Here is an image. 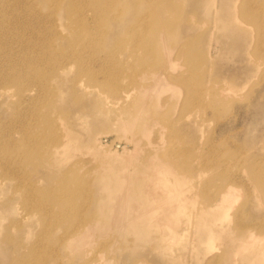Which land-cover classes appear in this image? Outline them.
I'll use <instances>...</instances> for the list:
<instances>
[{"label": "bare ground", "instance_id": "bare-ground-1", "mask_svg": "<svg viewBox=\"0 0 264 264\" xmlns=\"http://www.w3.org/2000/svg\"><path fill=\"white\" fill-rule=\"evenodd\" d=\"M8 1L7 4L5 0L0 2V109H4V113L10 112L8 123L0 118V172L15 180L11 185L20 193L21 197L18 198L24 200L23 203L18 198L14 201L15 205L21 203L20 222H24L28 228L23 240L31 237L34 225L32 219L36 218V223L43 225L30 247L20 242L9 255L19 261L32 259L33 264L38 256L41 262L38 260L35 264H62L61 249L73 251L82 247L73 256L80 259V264H92V261L86 260L89 255L87 247L92 243V235L103 229L101 221L109 223L117 231L115 233L132 234L130 236L137 240L143 239L151 230H159L161 236L158 239L163 241L180 239L183 234L179 229L181 216L185 214L191 200L189 196L186 197L183 188L192 177L188 176L192 170L184 169L182 165L188 164L196 156L189 149L179 151L178 131L173 127V120H170L172 108L166 111L164 108L170 107L172 100H179L189 93L192 95L187 98L189 102L186 104L191 107L205 105L211 91L216 94L213 102H229L233 93L238 92L237 87L231 88L232 84L229 85L225 80L220 86H201L200 82L192 84V78L186 77V71L179 70L182 67L179 61L190 56L194 44L178 42L181 45L177 46L181 32L171 23L177 9L173 0H166V6L158 3L160 0H149L147 15L137 13V8L144 0H48L53 1L55 8L50 13L53 18L48 21L46 29L34 28L41 20H30L23 24V30L18 17L13 18V23L9 22L10 29H6L5 23L11 11H16L18 7L15 0ZM180 1L184 4L186 0ZM199 1V8L202 6L208 15L212 14V9L206 4L210 0ZM33 8L30 9L31 16L37 15ZM263 8L264 3L261 4ZM258 11L260 7L255 9L245 5L239 12L226 16H254ZM194 14L192 12L190 17L195 18ZM191 20L196 23L195 19ZM36 28L39 29L35 32ZM21 31H24L23 35ZM26 31H33L35 35L27 38ZM200 44L203 47V43ZM45 47L46 54L39 50ZM173 47L177 48L176 53ZM152 53L161 55L162 62L150 67L146 65V58ZM122 56L127 59L135 56L133 65L128 66ZM45 64L49 66V72L44 76L38 75L37 67ZM74 65L79 67L81 75L78 74V77L90 75V83L85 84L82 78H76L73 83L85 93L95 94L107 106L116 109V115L110 123L125 129L131 151L129 154L125 150L120 153L117 147L121 145L116 143L115 150L108 148L109 151L103 152L99 150L104 149L102 143L94 140L93 148L98 146L95 153H81L75 164L65 170L64 161L71 159L74 150L86 149L89 141L86 143L83 137L77 136L73 129L75 127L57 111V98L54 100L52 95L57 97L59 92L54 91L51 95L47 88L49 84L67 76ZM93 65H97L96 69ZM190 68L194 75L200 66L191 65ZM28 84L30 86L25 87ZM15 85L17 93H13V88L11 90V86ZM113 96H117L119 101L111 99ZM78 115L79 120L85 118L84 113ZM150 129H157L160 135L166 130L165 137L169 142L166 151L157 150L164 148L163 143L148 151L146 143L136 139L139 131L146 133ZM132 152L144 155L141 164L131 165ZM86 154L92 155V161L97 162L96 167L88 171H84L86 162L82 160ZM82 172L85 177V174L90 177L87 185L71 188L70 178ZM201 172L198 171L202 176ZM2 183L3 179H0V195L8 190ZM95 187L96 191L93 190ZM231 189L232 186L224 189L216 201L204 209L225 207L228 199L233 197L229 194L230 191L232 193ZM221 211L226 217L225 209ZM183 223H189V218ZM214 234L213 228L208 226L204 235L206 241L209 238L208 242H211ZM12 240L7 237L1 243L8 244ZM51 243L52 246L49 245ZM5 252L0 250L2 256L7 255Z\"/></svg>", "mask_w": 264, "mask_h": 264}, {"label": "rangeland", "instance_id": "rangeland-1", "mask_svg": "<svg viewBox=\"0 0 264 264\" xmlns=\"http://www.w3.org/2000/svg\"><path fill=\"white\" fill-rule=\"evenodd\" d=\"M19 1L15 0L18 7L16 11H11L8 21L5 23L6 29H10L9 22L13 23L17 17L22 21V30L24 28L23 24L27 21L30 22V20H41V23L34 25V28L46 29L49 24L48 21L53 18L50 13L55 8L54 0ZM194 1L196 2L186 0V3L183 4L180 0H173L174 6L177 5L175 16L179 19L176 17L171 18V23L173 27L181 32L180 36H182L178 37L177 46L181 45H178V42L182 44L192 42L194 44V48L192 47L189 52V54L191 53L190 56L193 54L194 57L188 56L189 58L180 60L182 67L179 70L186 71V77L192 78V84L200 82V85L205 84L208 87L214 84L220 86L225 80L229 85L232 84L231 88L237 87L235 89L238 92L234 89L237 93L235 94L233 91L232 100L221 103L212 101L213 96L216 94L215 91H211L204 103L205 105H195V107L186 104L189 102L187 98L192 94L189 93L188 96L184 94L179 100H172L170 107L164 108L165 111L172 108L170 113L174 117L172 116L170 120H173V127L178 131L177 134L180 140L178 144L181 145L179 151L189 149L196 156L188 164L182 165L184 169L192 170L190 171L191 174L188 175L192 177L187 180L183 188L186 197L189 196L191 200L187 205L185 214L181 216L182 222L179 229L183 233H181L182 237L177 240L171 238L167 242V240L158 239L161 236L159 230H151L152 232L147 233L143 239L137 240L130 236L132 234L115 233L117 231L113 230L109 223L101 221L103 229L100 228L92 235V243L87 247L89 255H87L86 260L92 261V264H264V8L261 9L264 0H210L206 2L212 9L210 15L206 13L202 6L199 8V5H197L199 0ZM5 3H9V1L5 0ZM158 3L163 6L167 5L166 0H160ZM12 4H14V1ZM245 5L252 6L255 9L260 7V11L256 12L254 16L252 14L250 16L239 15L238 18H233V15L226 16L229 13L239 12ZM33 6L37 15L31 16L30 9ZM148 8L149 0H144L137 8L139 11L137 13L147 15ZM61 12H65V10H61ZM192 12L195 13L193 15L195 18L190 17ZM191 19H195L196 23ZM203 20L205 22L200 23ZM190 28L192 29L190 30ZM38 29H34L35 32ZM33 31H26V37L32 38L35 35ZM20 33L23 35L24 31ZM200 43H203V47ZM46 49L47 47L39 50L46 54ZM176 49L173 47L174 53H176ZM38 53L41 54V52ZM134 57L131 56L127 59L122 56L125 62H128V66L133 65ZM160 62H162L161 55L152 53L146 58V65L150 67ZM190 64L200 66L195 71L199 73L194 72L193 75ZM96 66L93 65V68L96 69ZM37 69L38 75L41 76L46 75L50 70L47 64L39 65ZM71 70L67 72V76L64 75L66 78L63 77L56 83L49 84L47 88L51 95L54 91L59 92L57 97L52 95L54 100L57 98V111L61 113L64 120L75 127L73 129L77 136L83 137L86 143L89 141L86 149L74 150L70 155L71 159H68L69 162L64 161L65 170L75 164L81 153L89 151L95 153L98 146L96 145V148H93L94 140L102 143L104 149L99 148V150L103 152L108 148L115 150L116 143H119L121 146L117 147L118 151L122 153L125 150V153L129 154L131 151L130 143L127 141L128 134H126L125 129L113 126L110 123V120L116 115V109L107 106L95 94L85 93L73 83L76 78H82L85 84H89V74L78 77L81 74H79L77 65H74ZM195 75L198 76L195 78ZM9 84L13 85L12 82ZM15 86H11L13 93L18 92L17 85ZM29 86L30 84L25 87ZM41 96H44V94H41ZM111 99L119 101L117 96H113ZM3 111L4 109H0V118L8 123L10 112L4 113ZM80 113L85 114V118L82 120L77 118ZM140 132L143 131H139L136 139L146 143L148 151L159 147L161 143H163L164 148L157 149L158 152H162L163 149L167 150L169 142L165 137L166 130L161 135L158 134L157 129H150L146 133ZM145 151L147 150L145 149ZM131 154V165L142 163L144 158L142 153L132 152ZM84 157L85 159H82L86 162L84 171L96 167L97 162L92 161V158L94 159L92 155L86 154L82 156V158ZM123 159L129 160L127 158ZM199 170L202 171V176L198 173ZM83 173L81 175L74 174L70 178L71 188H81L87 185L90 177L87 174H85V177ZM198 175L201 177L199 178ZM0 179H3L2 186L8 189L5 194L0 195V202L5 201L4 204H0L2 227L0 231V250L3 249L7 254L2 256L0 253V263L33 264L32 259L14 260L9 254L14 252L15 245L20 242L23 246L30 247L31 242L33 243L36 240V234L40 233L43 225L37 224L36 218L32 219L34 225L31 237L29 240H23V237H25L24 232L28 231V228L24 222L22 224L20 222L21 203L15 205L14 202L21 195L11 185L15 183L14 179L1 175V172ZM45 185L46 182L43 186ZM229 185L233 189H231L232 193L230 191L229 194L233 197L229 198L230 200L228 199V204L225 207L216 210L214 208V210L204 209L213 204L220 193L230 187ZM96 188L93 190L96 191ZM18 199L23 203V198ZM229 204H231V207ZM224 209L226 217L223 214L224 212L221 211ZM187 218H189V223H183ZM178 219L179 217H177ZM210 224L214 225L211 226ZM208 226L215 231V234L211 237V242H208L209 238L206 241V236H204ZM7 237H11L13 240L8 244L1 243ZM52 244L49 245L52 246ZM79 250H82V247L73 251L67 248L61 249L62 264H80V259L73 256ZM22 252H25V249H22ZM38 260L41 262L39 256L35 261L38 262Z\"/></svg>", "mask_w": 264, "mask_h": 264}]
</instances>
